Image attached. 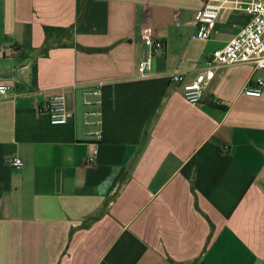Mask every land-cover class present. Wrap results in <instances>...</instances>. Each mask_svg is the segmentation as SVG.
<instances>
[{"label":"crops","instance_id":"1","mask_svg":"<svg viewBox=\"0 0 264 264\" xmlns=\"http://www.w3.org/2000/svg\"><path fill=\"white\" fill-rule=\"evenodd\" d=\"M247 1L0 0V264H264V92L244 91L264 68L218 67L199 103L172 81L238 33ZM144 29L166 45L148 75ZM60 91L53 124L40 105Z\"/></svg>","mask_w":264,"mask_h":264},{"label":"built area","instance_id":"2","mask_svg":"<svg viewBox=\"0 0 264 264\" xmlns=\"http://www.w3.org/2000/svg\"><path fill=\"white\" fill-rule=\"evenodd\" d=\"M248 20L242 25L238 33L230 38L222 47L216 48L207 58L205 64L190 81H184V74L176 71L172 74V81L183 82V94L192 103H199L205 88L214 77L216 69L225 65L237 63H253L257 68H264V0H248L244 7ZM220 4H208L195 14L196 30L194 39H204L210 36L218 17L220 16ZM142 38L150 48V52L142 57L138 64L141 75H148L153 69L154 53L163 50L165 42L157 39L152 29H144ZM12 86L0 84V95L7 94ZM245 93L253 96H261L264 92V77L251 79L244 88ZM100 94V88L87 90L85 94ZM87 103H98L101 100H86ZM41 109L48 113L53 124H64L68 121V106L66 94L62 91L54 92L40 105ZM101 114V111H87L86 114ZM97 122V121H92ZM102 139V130L93 131ZM99 148L87 156L86 163L94 166L97 164ZM13 167L21 168L25 161L20 156L11 157L9 160Z\"/></svg>","mask_w":264,"mask_h":264},{"label":"trees","instance_id":"3","mask_svg":"<svg viewBox=\"0 0 264 264\" xmlns=\"http://www.w3.org/2000/svg\"><path fill=\"white\" fill-rule=\"evenodd\" d=\"M53 29H56V28H54V27H49V26H47L46 27V30L47 31H49V30H53ZM59 30V29H58ZM33 83H37V70L35 69L34 70V73H33ZM220 106H222V107H224V108H227L228 106L226 105V106H224V105H220Z\"/></svg>","mask_w":264,"mask_h":264}]
</instances>
